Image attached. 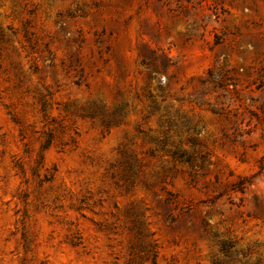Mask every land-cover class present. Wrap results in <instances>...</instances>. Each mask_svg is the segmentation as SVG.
Instances as JSON below:
<instances>
[{"label":"rangeland","instance_id":"1","mask_svg":"<svg viewBox=\"0 0 264 264\" xmlns=\"http://www.w3.org/2000/svg\"><path fill=\"white\" fill-rule=\"evenodd\" d=\"M0 264H264V0H0Z\"/></svg>","mask_w":264,"mask_h":264}]
</instances>
